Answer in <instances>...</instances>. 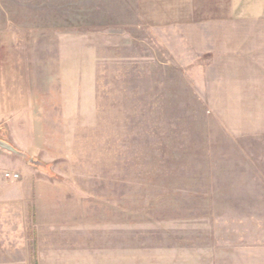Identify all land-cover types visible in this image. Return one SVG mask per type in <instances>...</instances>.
Masks as SVG:
<instances>
[{"label": "rangeland", "instance_id": "1", "mask_svg": "<svg viewBox=\"0 0 264 264\" xmlns=\"http://www.w3.org/2000/svg\"><path fill=\"white\" fill-rule=\"evenodd\" d=\"M246 2L0 0V190L37 181L42 243L264 264V15ZM167 14L182 31L146 23Z\"/></svg>", "mask_w": 264, "mask_h": 264}, {"label": "crops", "instance_id": "2", "mask_svg": "<svg viewBox=\"0 0 264 264\" xmlns=\"http://www.w3.org/2000/svg\"><path fill=\"white\" fill-rule=\"evenodd\" d=\"M248 1L245 3V7L249 5L251 13L254 10L255 13L252 14V17L264 15L263 0H255L254 3H252L254 0ZM176 5L177 3L170 4V6ZM182 17L167 14L162 18H150L146 23L151 28H158L160 32L164 30L177 32L178 30L182 31L184 23ZM182 38L181 34L175 36V39ZM2 155L0 154V156ZM29 179L20 180L12 190H0V263L86 264V252L84 249V252L81 253L80 245H72L71 241L65 245L62 241L58 244L52 242L44 244L39 240L42 228L53 227L47 220L45 224H40L39 215H44L43 213L48 215V212L53 210L48 209L46 212L44 208L38 206V191L37 196L35 192L37 181L30 177Z\"/></svg>", "mask_w": 264, "mask_h": 264}, {"label": "built area", "instance_id": "3", "mask_svg": "<svg viewBox=\"0 0 264 264\" xmlns=\"http://www.w3.org/2000/svg\"><path fill=\"white\" fill-rule=\"evenodd\" d=\"M4 176L10 179H16L19 177L17 172H4Z\"/></svg>", "mask_w": 264, "mask_h": 264}, {"label": "water", "instance_id": "4", "mask_svg": "<svg viewBox=\"0 0 264 264\" xmlns=\"http://www.w3.org/2000/svg\"><path fill=\"white\" fill-rule=\"evenodd\" d=\"M0 146H2L4 148H7V149H11L12 148V146L9 143H7L5 141H2L1 139H0Z\"/></svg>", "mask_w": 264, "mask_h": 264}]
</instances>
